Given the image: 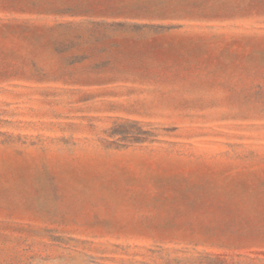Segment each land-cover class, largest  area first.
Segmentation results:
<instances>
[{
    "label": "rangeland",
    "instance_id": "1",
    "mask_svg": "<svg viewBox=\"0 0 264 264\" xmlns=\"http://www.w3.org/2000/svg\"><path fill=\"white\" fill-rule=\"evenodd\" d=\"M0 264H264V0H0Z\"/></svg>",
    "mask_w": 264,
    "mask_h": 264
}]
</instances>
